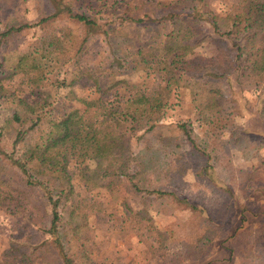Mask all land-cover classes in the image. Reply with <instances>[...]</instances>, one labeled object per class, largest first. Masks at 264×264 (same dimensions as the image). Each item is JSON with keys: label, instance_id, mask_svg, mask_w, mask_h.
I'll return each mask as SVG.
<instances>
[{"label": "trees", "instance_id": "trees-1", "mask_svg": "<svg viewBox=\"0 0 264 264\" xmlns=\"http://www.w3.org/2000/svg\"><path fill=\"white\" fill-rule=\"evenodd\" d=\"M24 1L0 0V108L11 111L0 130L2 140L9 137V149L0 147V207L15 219L0 264L103 263L90 226L97 212L144 247L148 264L203 259L219 240L228 262L264 264V223L250 229L242 217L231 235L226 232L236 192L243 199L264 192V158L244 169L230 151L251 145L259 154L264 138L239 126V104L222 87L235 74L240 92L256 90V115L264 125V0H234L221 14L210 9L212 0H36L34 22L17 16ZM60 20L81 25V34L57 26ZM28 31L33 37L20 51L16 38ZM96 38L106 46L95 60L111 97L78 98L74 87L84 77L99 90L98 79L80 67ZM204 44L215 45L217 54L194 56ZM128 72L146 79L121 78ZM16 76L26 78L36 102L10 88ZM50 89L81 108L55 118L47 109ZM180 90L189 93L191 115L170 126L164 122ZM189 174L194 183L185 180ZM200 185L201 193L187 191ZM78 186L87 193L106 189L123 211L86 198ZM128 196L155 197L160 215L189 211L192 235L175 240L177 248L167 254L171 235L154 226L145 208L133 211Z\"/></svg>", "mask_w": 264, "mask_h": 264}, {"label": "rangeland", "instance_id": "rangeland-1", "mask_svg": "<svg viewBox=\"0 0 264 264\" xmlns=\"http://www.w3.org/2000/svg\"><path fill=\"white\" fill-rule=\"evenodd\" d=\"M123 1H131L133 3H155L158 1L165 0H123ZM235 1L228 0L226 2H222L220 0H212L209 3L210 9L215 13L221 14L223 11L228 9ZM36 0H25L22 6L19 8L17 16L19 20L34 22L38 18V9H37ZM57 26L59 27H69L72 29L73 33L81 34L82 27L81 25L74 23L72 21L60 20L58 21ZM32 31L24 32L20 36L16 38V43L19 47L20 51H23L29 46L32 39ZM221 46L224 49H227L230 54L235 55V50L231 48V46L227 42H223ZM106 49V46L101 41V38L91 39L89 40V44L87 45L86 52L80 62L84 71H90L92 76L98 79L97 87L93 84V82L86 77L82 78L78 84L75 85L74 91L78 98H104L108 99L111 95L105 91V87L107 84V78L104 76L100 67L96 66L95 54L102 52ZM217 54V48L212 44H204L201 47L195 50L194 56H203V57H211ZM94 61V63H93ZM236 75L233 74L228 79L223 81L222 87L226 93L228 99L235 101L239 104L240 107V118H238L239 126L249 135L251 136H261L264 138V125L261 120L256 115V98L257 91L251 90L247 92H240L235 82ZM121 78H125L133 83L142 82L146 79V76L142 72H133L126 73ZM26 82V78L24 76H16L12 82L10 83V88L14 90L20 89V95L22 98L26 99L28 103L33 104L37 100L36 94H30V89L24 86ZM51 98L49 100L50 106L47 108L51 111L52 115L55 118L66 114L67 112L73 109H80L81 105L77 102H69L63 97L65 92H59L57 95L54 93V89H50ZM38 94V93H37ZM191 103L190 96L188 91L180 90L176 93L172 100V109L169 112V118L164 122L167 125H174L178 120H186L191 115ZM11 117V111L9 109L0 108V130L2 126L6 125V122ZM196 132L199 137L203 133V129L195 125ZM232 131H227L224 135L225 139L229 138V134ZM234 132V131H233ZM9 138V137H8ZM8 138L3 139L0 137V147L2 150H8ZM133 145L136 146L137 142H133ZM138 145L141 147L143 144L138 142ZM260 153L256 154V151L253 149L251 145H243L241 148L235 149L232 148L230 151L232 160L234 164L238 167H242L244 169H249L251 166H256L260 162L261 158H264V141L260 147ZM89 166H93L92 162H88ZM185 180L188 182H195L192 175H188L185 177ZM198 183V182H197ZM78 191H80L81 195L86 198L89 197L92 201L102 202L104 207L108 205L114 212L123 211V208L120 207L119 202L116 201L114 197L111 196L110 193L106 191L104 188H97L88 193L85 190L78 186ZM187 191L192 192L193 194L201 193L203 191L202 186H192ZM118 202V203H117ZM127 204L133 211H139L143 208L146 209L148 214L153 217L154 226L157 227L161 231H165L171 235V243L167 248V254H170L177 248V240L178 238H188L192 235L194 230V218L192 213L189 211L181 210V208H176L173 211V215H164L157 214L154 206H156V198L154 197L151 201L144 202L141 199H135L128 196ZM235 211L232 215L231 219L228 221L226 232L228 235H231L234 229L238 226L242 217L245 218V226L251 228H260V225L264 223V192L261 190H255L251 192L247 199H243L242 195L239 191L236 192V201L234 202ZM90 226L94 230V243L100 252V256L102 257L103 263L101 264H148L143 259L142 251L144 247L137 242V240L129 236L125 233H122L120 229L117 228V223H113L112 221H108L106 216L103 213H95L90 218ZM14 221L15 219L9 215L4 209L0 207V255L6 251L9 247V239L10 236L14 234ZM256 230L257 233L260 231ZM175 243H172V242ZM225 244H228L225 243ZM226 251L230 256L229 251L223 247V243L219 240L215 242L212 247L210 253L203 257V260H194L191 263L184 264H204L205 262H209L208 264H241L240 260L234 258V260L230 263L228 259L220 261V259H216L217 253L221 251ZM215 251V252H214ZM260 256V254H256ZM220 258V257H219ZM149 264H162V259H153Z\"/></svg>", "mask_w": 264, "mask_h": 264}, {"label": "crops", "instance_id": "crops-1", "mask_svg": "<svg viewBox=\"0 0 264 264\" xmlns=\"http://www.w3.org/2000/svg\"><path fill=\"white\" fill-rule=\"evenodd\" d=\"M215 252V251H214ZM228 252L224 251L221 254V251L217 253L216 259H220L221 262H223V260L225 261V259H229V255L227 254ZM220 257V258H219ZM203 260V259H202ZM191 263V262H188ZM209 262H205L204 264H208ZM220 264V262L218 263Z\"/></svg>", "mask_w": 264, "mask_h": 264}]
</instances>
